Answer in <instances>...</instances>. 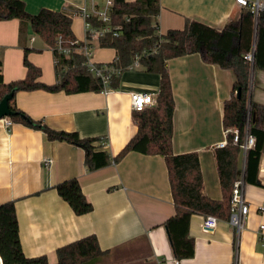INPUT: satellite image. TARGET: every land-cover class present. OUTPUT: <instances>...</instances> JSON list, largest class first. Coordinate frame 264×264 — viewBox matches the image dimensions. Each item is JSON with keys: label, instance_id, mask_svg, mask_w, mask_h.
Here are the masks:
<instances>
[{"label": "crops", "instance_id": "crops-1", "mask_svg": "<svg viewBox=\"0 0 264 264\" xmlns=\"http://www.w3.org/2000/svg\"><path fill=\"white\" fill-rule=\"evenodd\" d=\"M31 13L42 8L66 10L73 17L72 29L85 36L78 8L88 0H23ZM100 6L103 0H96ZM134 1V0H127ZM264 8V0H260ZM236 0H160V33L181 29L187 19L221 29L240 15ZM96 45L99 47L95 51ZM41 71L40 80H58L56 54L18 18L0 20V61L5 82L24 78L25 49ZM94 60L111 62L116 50L95 43ZM175 99L173 151L197 152L203 177V193L223 199L216 150L227 139L223 124L224 101L231 96L234 72L203 60L199 53L174 57L167 62ZM252 97L264 104V70L253 71ZM160 77L143 69L123 78L108 93L64 90H21L16 105L36 120L56 130L77 131L97 137L96 145L116 156L136 134L138 126L130 105V91H159ZM0 118V203L14 201L20 238L27 257L46 255L57 261V249L95 235L109 253L98 264H264V153L260 157V184L244 183L250 205L244 228L238 232L227 219L213 230L203 229L204 215L195 213L190 235L195 254L178 260L173 253L165 221L175 214L168 168L161 154L130 151L121 160L89 171L84 148L65 140H51L46 132L19 122L6 126ZM50 159V161H47ZM245 153L240 155L244 168ZM77 177L92 211L76 214L55 188Z\"/></svg>", "mask_w": 264, "mask_h": 264}, {"label": "trees", "instance_id": "trees-1", "mask_svg": "<svg viewBox=\"0 0 264 264\" xmlns=\"http://www.w3.org/2000/svg\"><path fill=\"white\" fill-rule=\"evenodd\" d=\"M160 0H114L110 25H121L119 35L107 32L100 37L101 47L116 50L114 74L111 87H120L127 70L143 69L160 77L157 104L144 110L134 111L138 126L136 134L122 150L111 156L98 149L97 137H82L77 131L56 130L42 120L30 117L16 105V93L21 90H64L67 93L102 91L104 83L85 64V56L75 53L71 57L55 51L57 38H76L72 29L73 17L66 10L42 8L31 13L23 0H0V20L18 18L22 24L29 23L53 49L58 59V80L47 84L40 80L42 71L28 58L25 49L24 78L5 82L0 61V100L13 92L10 106L14 113L12 122H19L46 132L51 140H65L85 150V164L89 171L105 167L121 160L130 151L161 154L165 157L175 214L165 221L174 256L180 260L195 254V239L190 235V221L195 213L213 214L219 219H229L232 206L234 182L242 178L244 183L260 184L258 168L264 153V104L252 97L253 71L264 70V8L254 14L243 7L237 18L229 20L221 29L203 22L187 19L181 29H169L159 33L157 26ZM95 26L103 23L91 17ZM155 49V51H153ZM253 51V61L245 55ZM199 53L203 60L234 72L231 96L224 101L223 124L227 129V145L218 147L216 160L223 192L222 200H215L203 193V177L197 152L175 154L173 151L175 99L167 62L174 57ZM138 60L139 65L135 66ZM67 67V70H64ZM239 130L240 141L233 142V129ZM253 135L256 143L245 151L244 168H241V143L246 135ZM59 195L66 200L76 214H86L93 209L92 203L82 191L77 177L55 185ZM54 264H98L106 259L109 250H102L95 235H89L57 249ZM0 255L3 264H51L46 255L27 257L24 254L19 221L14 201L0 203Z\"/></svg>", "mask_w": 264, "mask_h": 264}, {"label": "built area", "instance_id": "built-area-1", "mask_svg": "<svg viewBox=\"0 0 264 264\" xmlns=\"http://www.w3.org/2000/svg\"><path fill=\"white\" fill-rule=\"evenodd\" d=\"M237 4L249 8L254 14L262 9V3L260 0H236ZM114 6V0H103V5L97 3L96 0H88V2L78 8L77 14L81 15L84 21L85 36L81 38L65 39L61 34L57 38L55 51L64 54L68 58L73 56L75 53H81L85 56V64L89 70L96 76H99L103 83V92L108 93L114 88L111 87V80L114 74H119L120 69L115 66V61L111 62H97L94 60V48L95 43L99 41L100 37L107 32H113L115 36L119 35L122 28L121 25H117L114 28L110 25L111 22V11ZM96 15L101 22L102 26H95L91 17ZM158 32L159 25L157 26ZM155 51V49L153 50ZM246 59L253 61V51L245 55ZM58 59L56 57V64ZM138 60L135 62V66H138ZM64 67V70H67ZM158 101V92H151L148 90H132L130 91V105L133 111L144 110L148 107L154 106ZM6 126L13 124L9 117H5ZM234 138L233 142L238 143L240 141L239 130L233 129ZM256 138L253 135H246L244 141L241 143V149L245 153L248 148L255 145ZM227 145V139L218 144V147H224ZM47 161H50L48 159ZM232 206L231 213L228 219L229 223L234 226L238 232H240L245 224L250 211V205L244 194V181L242 178L237 179L234 182L233 194H232ZM264 214V206L261 207ZM219 218L213 214L204 215L203 229L210 231L215 228ZM264 225L261 224V227Z\"/></svg>", "mask_w": 264, "mask_h": 264}, {"label": "water", "instance_id": "water-1", "mask_svg": "<svg viewBox=\"0 0 264 264\" xmlns=\"http://www.w3.org/2000/svg\"><path fill=\"white\" fill-rule=\"evenodd\" d=\"M14 93L9 92L4 95V97L0 100V118L9 117L14 113L10 106V100L12 99ZM0 264H3V259L0 255Z\"/></svg>", "mask_w": 264, "mask_h": 264}, {"label": "rangeland", "instance_id": "rangeland-1", "mask_svg": "<svg viewBox=\"0 0 264 264\" xmlns=\"http://www.w3.org/2000/svg\"><path fill=\"white\" fill-rule=\"evenodd\" d=\"M98 49H99V47L96 45L95 51L98 50ZM133 72H135V71H133V70H127V71H125V73L123 75V78H128V76L131 75Z\"/></svg>", "mask_w": 264, "mask_h": 264}]
</instances>
